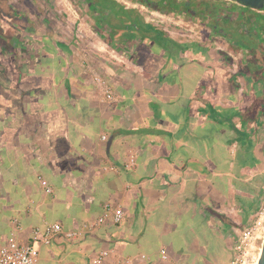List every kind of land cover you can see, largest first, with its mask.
<instances>
[{
	"label": "crops",
	"instance_id": "obj_1",
	"mask_svg": "<svg viewBox=\"0 0 264 264\" xmlns=\"http://www.w3.org/2000/svg\"><path fill=\"white\" fill-rule=\"evenodd\" d=\"M170 40L202 55L164 56L146 40L144 62L124 56L88 73L61 56L5 76L0 243L51 222L80 229L110 204L124 222L41 246L39 264H95L101 253V264L231 263L264 198V76L237 72L216 39Z\"/></svg>",
	"mask_w": 264,
	"mask_h": 264
},
{
	"label": "flooded vegetation",
	"instance_id": "obj_2",
	"mask_svg": "<svg viewBox=\"0 0 264 264\" xmlns=\"http://www.w3.org/2000/svg\"><path fill=\"white\" fill-rule=\"evenodd\" d=\"M0 1L6 13L4 27H0L2 78L12 71L18 75L28 74L31 67L35 68L43 60L60 58L62 53L70 57L75 51L76 46L71 42L69 45L62 42L61 11L56 0H42L41 9L34 13L27 8H18L8 0ZM152 1L156 5L148 9L196 23L201 26L202 36L207 35V40L220 41L224 48L235 54L237 72L241 71L245 76L250 65H254L264 76V4L255 9L237 0H172L175 5L162 12L157 6L162 0ZM181 2L184 4H179ZM70 3L90 24L93 33L123 57L138 58L139 47L147 40L140 36L147 35V31L173 37L155 25L148 27L150 24L138 11L125 7L119 0H70ZM136 21H143V24L136 25ZM253 60L260 61L255 63Z\"/></svg>",
	"mask_w": 264,
	"mask_h": 264
},
{
	"label": "rangeland",
	"instance_id": "obj_3",
	"mask_svg": "<svg viewBox=\"0 0 264 264\" xmlns=\"http://www.w3.org/2000/svg\"><path fill=\"white\" fill-rule=\"evenodd\" d=\"M13 3V5L18 8H27L30 9L31 13L41 9L42 0H8ZM58 2V9L61 11L60 15V30H61V39L65 45H69L70 42L74 46H76L75 51L69 57L67 54L62 53V56L67 58V61L72 62V66H76L79 70H86L88 73L90 70L99 71L102 61H110V63H122L123 56L120 55L117 51H113L110 48H105V43H101L100 39L93 33L90 24L85 21L77 8H75L70 0H56ZM122 5L128 7L130 9H135L138 11L141 16L147 20L149 24L157 26L162 31L168 33L173 36L175 40H184L189 43H197L199 41L197 35L202 36L201 26L193 23L191 21H185L181 19H177L174 17H170L165 15V17H161L160 13H157L151 9H148L146 6H143L140 3H134L131 0H119ZM3 3L0 1V6ZM4 5L0 8V27H4V18H5V10ZM164 20V23L161 22ZM58 23V22H56ZM65 36V38L63 37ZM204 43H208L210 46H214V41L207 40V35L202 36ZM69 43V44H68ZM220 46L219 43H216L215 46ZM101 47V48H100ZM74 49V48H73ZM139 59L144 62L149 55V49L147 46L139 47ZM0 71H3V64H0ZM4 78L0 76V93L4 95ZM6 98V97H5ZM3 98L0 95V105L3 103ZM264 199V198H263ZM263 201V200H262ZM261 204L258 208L260 209ZM258 210L254 213L257 214ZM252 220V222H253ZM251 222V223H252Z\"/></svg>",
	"mask_w": 264,
	"mask_h": 264
},
{
	"label": "built area",
	"instance_id": "obj_4",
	"mask_svg": "<svg viewBox=\"0 0 264 264\" xmlns=\"http://www.w3.org/2000/svg\"><path fill=\"white\" fill-rule=\"evenodd\" d=\"M144 6V5H143ZM161 17H165L160 14ZM161 22L164 23V20ZM197 42H202L200 35ZM106 95L111 99V89L107 86ZM45 191L52 193V188L43 183ZM125 220V213L120 207L107 204L104 213L93 223L86 224L77 230H66L59 222L46 223L43 227L31 230L27 241L19 237L17 232L10 233L6 242L0 243V264H39L41 246H48L53 241L64 238L68 241H78L93 230L105 227L107 224H121ZM20 229V228H18ZM264 242V199L255 215V219L237 235L234 246V256L230 264H258L259 256ZM106 253H101L95 264H101ZM162 257L166 259L165 251ZM144 259L145 256L141 255Z\"/></svg>",
	"mask_w": 264,
	"mask_h": 264
},
{
	"label": "trees",
	"instance_id": "obj_5",
	"mask_svg": "<svg viewBox=\"0 0 264 264\" xmlns=\"http://www.w3.org/2000/svg\"><path fill=\"white\" fill-rule=\"evenodd\" d=\"M138 3H140V4H142V5L146 6V7H149V8H154L153 6L156 5L152 0H143L142 2H138ZM157 4H158L157 6L159 8L158 10H160L162 12H165V10L167 8L175 5L172 0H162L161 2H159ZM179 4H184V2H181ZM137 24H143V21L142 22L141 21L140 22L136 21V25ZM147 25H149V24H147ZM148 27L152 28L153 25L150 24ZM149 30H151V29H149ZM146 34L147 35H142L140 37H142L143 39H147L149 42H151V44H158V45H160V47H162V46L165 47V45H167V44L172 42L170 40V38L167 35H165L164 33H162V32H151V33H148V31H147ZM145 36H147V38H145ZM172 45L174 46L175 49H177V50H175L176 51L175 53H173L172 50H170L168 48H166L167 49V51H166L164 47H162V50H160L159 52H162V54L164 56L166 55V56H169V57H172V58H177L178 56L182 57V56H184L186 54V52H188V54L193 56V57L202 55V50H201L200 47L192 46V47L187 48L188 51H186V50H184V47L182 48L180 45H177L174 42H172ZM129 59H131V58H129ZM132 60H134L135 63H138L139 62V56H138V58H134ZM250 83H252L251 86H250L251 89L255 90L257 83L256 82H250ZM253 97L255 98V95Z\"/></svg>",
	"mask_w": 264,
	"mask_h": 264
},
{
	"label": "water",
	"instance_id": "obj_6",
	"mask_svg": "<svg viewBox=\"0 0 264 264\" xmlns=\"http://www.w3.org/2000/svg\"><path fill=\"white\" fill-rule=\"evenodd\" d=\"M239 3L247 7H252L255 9L261 8L264 4V0H237ZM260 61V60H259ZM257 61V62H259ZM258 264H264V242L262 245V250L259 256Z\"/></svg>",
	"mask_w": 264,
	"mask_h": 264
}]
</instances>
